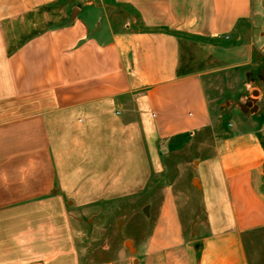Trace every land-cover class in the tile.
I'll return each mask as SVG.
<instances>
[{"label": "crops", "instance_id": "0c3cea01", "mask_svg": "<svg viewBox=\"0 0 264 264\" xmlns=\"http://www.w3.org/2000/svg\"><path fill=\"white\" fill-rule=\"evenodd\" d=\"M76 1L0 0V264H82L64 202L142 196L145 155L159 168L161 145L204 150L217 106L242 116L195 160L203 208L190 206L189 225L167 186L134 253L105 241L85 264H251L245 236L264 230V0H120L145 26L118 28L102 0Z\"/></svg>", "mask_w": 264, "mask_h": 264}, {"label": "rangeland", "instance_id": "374dc122", "mask_svg": "<svg viewBox=\"0 0 264 264\" xmlns=\"http://www.w3.org/2000/svg\"><path fill=\"white\" fill-rule=\"evenodd\" d=\"M102 1L107 9V17L117 28L132 19H135V25L145 26V23L141 22L139 16L128 6L129 3L120 0ZM74 3L78 2L74 0ZM89 16L91 18L92 15ZM257 95L251 97L255 99ZM230 113L229 107L217 106L214 121L205 128L206 137L201 139L202 144L205 143L206 150L204 148L201 152L199 151L200 139L198 138L193 139L190 146L176 154L167 153L161 145L159 168H153L151 155H145V163H147L144 170L145 186L142 196H133L127 202H88L79 199L64 202L63 210L70 216L69 221L75 235L73 242L82 264L86 263L90 250L95 251L97 257L105 255L106 253L101 249L105 241L111 246L125 242L127 250L134 253L136 245L150 235L154 217L163 205L159 199L157 201L153 198L160 194L162 201L161 197L163 193L165 194L164 189L167 186H171L170 190L178 197L181 216L184 223L189 225L188 209L192 207V212H199L203 208L200 202L201 194L198 190L200 181L197 178L195 160L198 157L210 155L217 138L227 131L236 129L235 123L240 122L242 114L232 116ZM145 146H147L146 140ZM162 150H165V153ZM169 164L173 166V169H168ZM200 214L203 218L204 213L200 212ZM64 237L67 239V236ZM245 239L251 264H264V230L253 235H246ZM58 241L57 235H48L49 243H59ZM49 253L55 254L56 251H49ZM107 256H110L109 252Z\"/></svg>", "mask_w": 264, "mask_h": 264}, {"label": "water", "instance_id": "95a60500", "mask_svg": "<svg viewBox=\"0 0 264 264\" xmlns=\"http://www.w3.org/2000/svg\"><path fill=\"white\" fill-rule=\"evenodd\" d=\"M257 94V91L254 92V95ZM255 99H249L246 103H245V109L247 110L248 108H252L253 107V103H254Z\"/></svg>", "mask_w": 264, "mask_h": 264}]
</instances>
